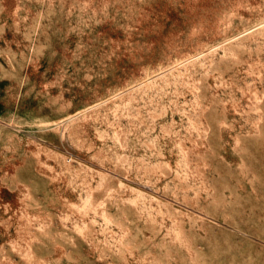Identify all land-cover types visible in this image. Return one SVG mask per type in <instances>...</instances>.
Wrapping results in <instances>:
<instances>
[{
    "label": "rangeland",
    "instance_id": "obj_1",
    "mask_svg": "<svg viewBox=\"0 0 264 264\" xmlns=\"http://www.w3.org/2000/svg\"><path fill=\"white\" fill-rule=\"evenodd\" d=\"M0 264H264V0H0Z\"/></svg>",
    "mask_w": 264,
    "mask_h": 264
}]
</instances>
